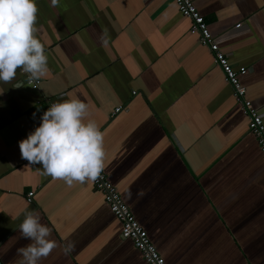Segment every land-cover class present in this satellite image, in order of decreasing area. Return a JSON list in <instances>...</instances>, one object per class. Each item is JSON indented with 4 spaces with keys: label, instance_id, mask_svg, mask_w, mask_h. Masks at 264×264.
Masks as SVG:
<instances>
[{
    "label": "crops",
    "instance_id": "crops-1",
    "mask_svg": "<svg viewBox=\"0 0 264 264\" xmlns=\"http://www.w3.org/2000/svg\"><path fill=\"white\" fill-rule=\"evenodd\" d=\"M194 2L230 63L247 68L241 81L264 116V0ZM36 3L49 72L38 90L20 69L0 81L2 262L22 264L28 209L57 243L39 264H148L92 181L69 187L21 159L47 100L76 97L104 133V172L168 264H264V154L175 0Z\"/></svg>",
    "mask_w": 264,
    "mask_h": 264
},
{
    "label": "clouds",
    "instance_id": "clouds-1",
    "mask_svg": "<svg viewBox=\"0 0 264 264\" xmlns=\"http://www.w3.org/2000/svg\"><path fill=\"white\" fill-rule=\"evenodd\" d=\"M59 0H51L53 6ZM36 0H0V81L10 83L20 69L27 80L39 81L49 72L48 57L38 29ZM108 43V33L100 34ZM23 81L16 84L22 87ZM35 116V113L33 114ZM89 106L79 98L68 97L51 103L40 123L19 143L21 159L28 165H40L44 175L63 180L69 187L74 182L95 181L104 168L106 152L104 133L94 119H89ZM18 229L31 243L17 249L22 264H39L57 247L51 229L41 223L35 210H23ZM69 243L65 254L72 251Z\"/></svg>",
    "mask_w": 264,
    "mask_h": 264
},
{
    "label": "built area",
    "instance_id": "built-area-1",
    "mask_svg": "<svg viewBox=\"0 0 264 264\" xmlns=\"http://www.w3.org/2000/svg\"><path fill=\"white\" fill-rule=\"evenodd\" d=\"M175 2L181 13L191 20V32L197 34L202 42L209 45L210 49L215 54L218 63L225 73L226 80L233 86L234 96L237 102L241 105L243 113L249 117V131L256 137L264 154V116L247 97V89L241 81V76L246 74L247 68L244 66L235 68L230 63L226 54L220 49L217 42H215L213 34L209 29L208 22L199 12L194 0H175ZM21 73L25 76L22 71ZM27 83L33 89L38 90L41 88V80L35 82L27 80ZM54 102L55 101L48 99L46 109ZM38 103H41L40 99ZM122 109L121 106L116 108L114 114L120 112ZM92 184L103 193L106 203L120 221L122 236L133 241L146 262L148 264H168L165 257L160 253L157 246L152 241L148 231L138 221L130 205L125 202L121 192L110 181L104 170L95 181H92ZM34 194V191L28 193V202H33ZM0 264H4L1 259Z\"/></svg>",
    "mask_w": 264,
    "mask_h": 264
},
{
    "label": "water",
    "instance_id": "water-1",
    "mask_svg": "<svg viewBox=\"0 0 264 264\" xmlns=\"http://www.w3.org/2000/svg\"><path fill=\"white\" fill-rule=\"evenodd\" d=\"M25 80L27 81L26 77H25Z\"/></svg>",
    "mask_w": 264,
    "mask_h": 264
}]
</instances>
